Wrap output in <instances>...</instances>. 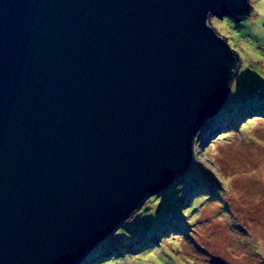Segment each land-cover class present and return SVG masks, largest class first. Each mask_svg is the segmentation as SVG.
Returning <instances> with one entry per match:
<instances>
[{
    "label": "water",
    "instance_id": "95a60500",
    "mask_svg": "<svg viewBox=\"0 0 264 264\" xmlns=\"http://www.w3.org/2000/svg\"><path fill=\"white\" fill-rule=\"evenodd\" d=\"M250 0H0V264H79L192 160Z\"/></svg>",
    "mask_w": 264,
    "mask_h": 264
},
{
    "label": "rangeland",
    "instance_id": "374dc122",
    "mask_svg": "<svg viewBox=\"0 0 264 264\" xmlns=\"http://www.w3.org/2000/svg\"><path fill=\"white\" fill-rule=\"evenodd\" d=\"M250 3L241 19H208L239 61L224 103L194 134L190 165L79 264H264V0Z\"/></svg>",
    "mask_w": 264,
    "mask_h": 264
},
{
    "label": "trees",
    "instance_id": "16d2710c",
    "mask_svg": "<svg viewBox=\"0 0 264 264\" xmlns=\"http://www.w3.org/2000/svg\"><path fill=\"white\" fill-rule=\"evenodd\" d=\"M241 93H243V92H241ZM244 96H245V95H244ZM244 96H241V100H242V102H243V99H245V98H243ZM262 103H264V102H262ZM249 109H250V108H249ZM259 109H260V108L257 107V108H254V109L252 108V109H250V110H248V111H259Z\"/></svg>",
    "mask_w": 264,
    "mask_h": 264
}]
</instances>
